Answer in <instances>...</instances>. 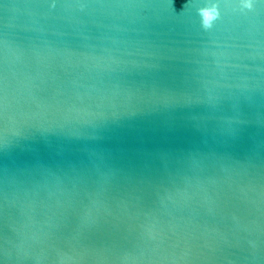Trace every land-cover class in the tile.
<instances>
[{
  "label": "water",
  "instance_id": "obj_1",
  "mask_svg": "<svg viewBox=\"0 0 264 264\" xmlns=\"http://www.w3.org/2000/svg\"><path fill=\"white\" fill-rule=\"evenodd\" d=\"M0 264H264V2L0 0Z\"/></svg>",
  "mask_w": 264,
  "mask_h": 264
},
{
  "label": "clouds",
  "instance_id": "obj_2",
  "mask_svg": "<svg viewBox=\"0 0 264 264\" xmlns=\"http://www.w3.org/2000/svg\"><path fill=\"white\" fill-rule=\"evenodd\" d=\"M264 2V0H262ZM238 11L245 12L251 10L254 7V0H237ZM201 18V25L203 28L208 29L212 27L215 19L219 16V9L217 4L209 3L197 9Z\"/></svg>",
  "mask_w": 264,
  "mask_h": 264
}]
</instances>
